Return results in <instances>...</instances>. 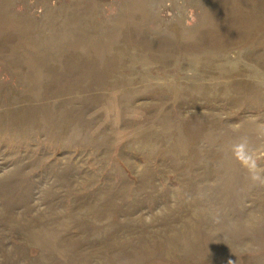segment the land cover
Instances as JSON below:
<instances>
[{
	"label": "rangeland",
	"instance_id": "rangeland-1",
	"mask_svg": "<svg viewBox=\"0 0 264 264\" xmlns=\"http://www.w3.org/2000/svg\"><path fill=\"white\" fill-rule=\"evenodd\" d=\"M0 264H264V0H0Z\"/></svg>",
	"mask_w": 264,
	"mask_h": 264
}]
</instances>
